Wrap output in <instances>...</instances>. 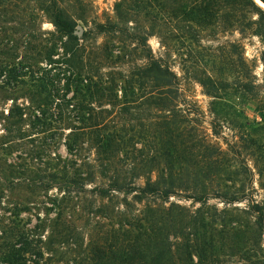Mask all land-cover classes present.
Instances as JSON below:
<instances>
[{"label": "trees", "instance_id": "obj_1", "mask_svg": "<svg viewBox=\"0 0 264 264\" xmlns=\"http://www.w3.org/2000/svg\"><path fill=\"white\" fill-rule=\"evenodd\" d=\"M75 1L78 0L34 1L44 18L66 38L62 59L54 58L55 44L46 42L40 47L37 57L43 56L40 62L45 64L42 68L45 77H39L36 64L39 60L33 57L11 70L0 67V77L3 72L7 74V80H2L7 87L24 84V79L29 78L33 87H39L44 81L56 89L52 90L53 99L70 108L75 122L67 139V149H81L87 144L95 151L100 166L118 159L123 165H137V179H146L137 186L108 185V191H122L127 195L136 192L133 199L140 204L144 202V206L136 217L126 220V226L117 231L118 236L110 235L92 243L85 257L76 264H220L227 228L234 234L241 233V221L236 218L227 221L230 213L209 206L208 200L218 198L225 205H232L247 199L244 194L229 195L234 187L227 184L234 174L229 164L230 167L234 163L247 166L241 158V149L253 158L259 176L264 175V74L259 78L255 73L256 62H261L264 69V49L257 59L249 61L244 46L239 40L234 41L229 49L212 54L202 74L191 71V79L210 99L211 118L205 127L207 121L197 104L194 109H183L177 104L186 102L181 79L166 52L156 55L152 51L148 44L152 34L137 33V63H131L127 53L114 55L106 49V55L101 54L102 60L110 63H105L106 67H113L122 84L115 83L112 73L92 66L97 65L99 56L92 60L87 56L90 54L85 53L84 43L89 40L88 32L81 37L74 34L77 19L81 18L73 17L67 8L69 2ZM167 1L171 5L166 6ZM174 1L155 0L151 5L137 0V12L150 10L155 23L181 16L205 33H211L219 22L224 29L234 28L242 38L247 35L259 38L264 48V7L256 0H180L179 4L176 3L179 0ZM11 4L12 0H0V14L8 15ZM96 28L99 35L118 31L115 24L110 27L97 24ZM127 41L121 42L125 45ZM161 45L166 47L164 42ZM249 102L256 104V116L252 118L245 110ZM47 105V99L40 102V108ZM116 105H119L117 115L107 108ZM133 111L137 116H133ZM120 113L133 118L129 122L120 120ZM130 121H135L136 133ZM226 128L229 133L225 132ZM215 138L224 141L227 151ZM134 140L139 148L130 147ZM227 152L235 155L234 158L226 159ZM98 189L99 195L105 193L104 186ZM181 192H190L185 198L199 202L200 206L191 212L166 204L171 195L179 196ZM246 201L247 209L242 212L256 216L254 226L262 228L264 200L259 203L248 198ZM171 236L180 241L173 243ZM36 241L27 231H11L9 238L1 242L0 262L56 264L45 256Z\"/></svg>", "mask_w": 264, "mask_h": 264}, {"label": "rangeland", "instance_id": "obj_2", "mask_svg": "<svg viewBox=\"0 0 264 264\" xmlns=\"http://www.w3.org/2000/svg\"><path fill=\"white\" fill-rule=\"evenodd\" d=\"M34 1L12 0L10 13L6 16L0 14V67L5 71L11 70L33 57L39 60L36 62L39 77L44 78L46 72L42 68L45 64L40 62L43 56L37 57L40 47L46 42L55 44L54 58L62 59V44L66 38H62L53 24L44 18ZM144 1L151 5L155 2ZM165 4L171 5L170 1ZM172 6L177 8V5ZM67 8L73 17L81 18L77 19L74 34L81 37L88 32L85 53L90 54L87 56L91 60L99 56L97 65L93 63L92 66L101 67L104 73H112L116 84H122L120 77L114 73L113 67H106L108 61L102 60L101 54L106 55V49L114 55L127 53L131 63H137V33L152 34L148 39L152 51L156 55L166 52L173 70L181 79L186 102L177 104L183 109H194V104H197L207 121L205 127L211 118L210 99L191 79V71L202 74L204 68H208L212 54L229 49L234 41L239 40L244 46L249 61L257 59L264 49L259 38L250 35L242 38L234 28L224 29L219 22L211 33L203 32L201 27L176 15L168 18L169 22L155 23L150 10L137 12V0H78L74 4L69 2ZM97 24L109 27L115 24L118 31L99 35ZM78 27L82 28L80 35L77 34ZM123 40H128L127 46L121 42ZM255 73L259 78L263 77L261 62H256ZM6 75L3 72L0 77V245L9 238L11 231H27L52 262L76 264L85 257L92 243L117 235V231L126 226V220L136 217L144 206V202L140 204L133 199L136 192L127 195L122 191H108V185L124 183L137 186L146 179H137V165H123L118 159L100 166L95 151L87 144L81 149H67V139L75 122L70 108L53 99L52 90L56 89L44 81L39 87H33L29 78L24 79V84L3 86L2 80H7ZM117 93L121 98V90L118 89ZM45 99L49 105L40 108V102ZM255 107L253 102L245 107L250 118L256 116ZM107 108L117 115L119 105ZM132 114L137 116V112ZM118 117L127 122L133 118L121 113ZM135 124V121H130L129 125ZM134 129L133 133H136L137 127ZM225 132L229 133V130L226 128ZM214 140L227 151L222 139ZM130 147L139 148L140 145L134 140ZM246 152L240 150L247 166L234 163L236 165L230 167L229 164L234 172L227 183L234 187L229 195L239 197L244 194L247 199L261 203L264 200V175L259 176L253 158ZM233 156L227 152L226 159ZM152 177H155L154 172ZM99 186L106 188L103 195H99ZM238 190L241 193H236ZM187 194L171 195L166 204L192 212L200 203L185 198ZM246 200L232 205H225L218 198L208 200L209 206L230 213L226 216L227 221L233 218L241 221V233L234 234L227 228L220 264H264V220L262 228L254 226L256 216L242 212L247 209ZM170 239L173 243L180 241L172 236ZM40 240H43L42 244Z\"/></svg>", "mask_w": 264, "mask_h": 264}, {"label": "water", "instance_id": "obj_3", "mask_svg": "<svg viewBox=\"0 0 264 264\" xmlns=\"http://www.w3.org/2000/svg\"><path fill=\"white\" fill-rule=\"evenodd\" d=\"M263 6H264V3H262L260 0H258ZM256 3L258 4V5H260V6H262L261 4H259L257 1H256ZM82 33V28L81 27H78V32H77V34H81Z\"/></svg>", "mask_w": 264, "mask_h": 264}, {"label": "bare ground", "instance_id": "obj_4", "mask_svg": "<svg viewBox=\"0 0 264 264\" xmlns=\"http://www.w3.org/2000/svg\"><path fill=\"white\" fill-rule=\"evenodd\" d=\"M258 1V0H257ZM258 3H260L259 1H258Z\"/></svg>", "mask_w": 264, "mask_h": 264}]
</instances>
